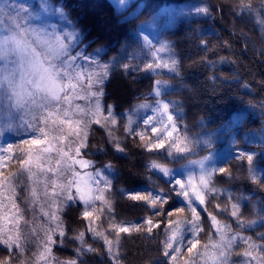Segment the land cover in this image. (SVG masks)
<instances>
[{"label": "trees", "instance_id": "trees-1", "mask_svg": "<svg viewBox=\"0 0 264 264\" xmlns=\"http://www.w3.org/2000/svg\"><path fill=\"white\" fill-rule=\"evenodd\" d=\"M51 1L65 10L69 21L79 31L78 47L95 54L100 63L108 65L102 85L103 106H113L118 120V127L113 133L120 137L125 149L123 153H118L106 131L97 125L91 126L85 155L95 162L93 168L109 163L113 167L112 188L106 197L113 203L114 215L105 212L101 220L95 222L96 225L107 230L109 238L115 239L111 230L107 229L109 220L114 218L118 222L142 224L143 218L151 216L152 212L145 203L128 199V194H155L160 190L168 193L175 185V179L187 180L190 174L181 169L190 158L213 151L218 153L213 168L227 167L231 171L230 177L215 173L213 184L231 194L240 204L245 218L264 220V31L261 30L264 26L259 23L264 19V13L256 15L260 12L261 0H252L255 10L252 13L238 7L240 0ZM196 6L207 9V12L197 11ZM149 25L159 31L168 57L177 62L178 74L162 68H145L146 64L157 62L154 56L157 44L149 46L144 40L143 30ZM113 53L116 55L109 63ZM125 63L128 68L119 67ZM156 80L168 82L162 97L170 103L175 102L170 108L178 125V135L188 138L189 152L169 155L165 150H158L149 153L140 147L138 139L129 138L124 132L128 117L132 121L135 119L134 110L143 102L154 100ZM141 129L153 135L142 120L133 121V130ZM13 140L14 145L20 141L17 137ZM210 143L213 147H208ZM93 145L98 147L93 148ZM98 148L102 151H97ZM242 153L254 154L251 173L260 177L261 183L252 181L249 165L238 159ZM152 160L168 166L172 175L167 177L152 169L149 166ZM4 171L5 174L17 171L16 161L13 160ZM14 183L30 181L21 176ZM17 192V203L24 209L25 219L32 221L26 227L22 224V232L27 234L33 226L46 224L47 217L41 215L39 204L34 207L26 205V190L17 187ZM226 192L222 191L218 199L206 193L208 211L219 213V209L213 206L217 202L221 205L228 202ZM169 195V204L164 206L165 209L172 211L175 207H185L187 202L178 198L176 192ZM196 203L199 204L198 201ZM97 207H100L99 202ZM187 214L185 208L184 215ZM201 215L204 230L194 252L204 251L202 245L209 242V237L214 241L219 239V233L209 227L207 214L202 212ZM61 218L68 231L63 247L58 243L52 246V255L57 263L75 258L73 249L79 245L70 238L85 230L78 205L65 208ZM217 218L230 224L233 230L238 228L235 218L227 214H218ZM258 233H264V225L246 234L255 237ZM39 235L43 237L42 232ZM190 238L189 234L186 239ZM85 239L87 244L98 250L99 255L86 254L82 264H115L106 255L107 249L102 241L94 239L90 233ZM29 240L25 258H31L33 253L38 252L37 241ZM164 240L162 229H154L151 234L144 231L132 232L131 235L122 233L118 249L120 264H172L169 258L162 255ZM240 250L236 248L237 252ZM6 255L8 253L0 247V258ZM190 255L182 249L177 264H185ZM193 259L195 264H204L199 256ZM233 259L239 264L241 258Z\"/></svg>", "mask_w": 264, "mask_h": 264}, {"label": "snow or ice", "instance_id": "snow-or-ice-1", "mask_svg": "<svg viewBox=\"0 0 264 264\" xmlns=\"http://www.w3.org/2000/svg\"><path fill=\"white\" fill-rule=\"evenodd\" d=\"M238 7L249 13L255 11L252 0H247V2L240 0ZM197 11L207 12V9H197ZM261 13H264V0H261L260 12H256V15ZM259 23L264 26V19H261ZM261 30L264 31V27ZM144 40L147 45L151 46V41L147 37H144ZM124 67L128 68L129 65H124ZM102 68V75L107 76V65H103ZM145 68L147 70L164 68L171 73L178 74L175 60L171 63L146 64ZM85 75L89 80L88 88H84L87 95L78 98L88 99L91 104L93 103L92 98H94L95 111L92 119L86 121L80 117V109L83 107L79 105H76L75 111L72 110L71 102L73 94L76 93L78 82L70 81L67 88L71 89L73 94L67 92L64 97L67 106L63 112H48L34 126L31 123L26 124L25 129L30 134L29 138L21 139L15 145L12 143H8L6 146L0 145V247L8 253L5 257L0 258V264H16V262L18 264H51V259H54L52 246L58 243L63 247L67 237L68 230L61 215L65 208L77 205L80 208V218L85 222V230L79 231L70 238L79 245L73 249L75 258L58 261V264H82L86 254L99 255L96 248L87 244L85 237L88 233L94 239L102 241L107 249L106 255H109L115 264H120L118 249L121 234L131 235L132 232L141 231L151 234L154 229L163 230L165 240L162 255L169 258L172 264H177L178 257L182 255V249H186L187 253L192 254L185 264H195L193 259L195 256H199L204 264H236L233 257L241 258L239 264H264V233H258L255 237L246 234L257 226L264 225V220L255 221L245 218L240 204L233 199L231 194L213 184V176L217 172L230 177L229 168L206 169L203 160L197 161L201 165V175L198 179L192 175H189L186 181L175 179V185L169 189L168 193L160 190L155 194L152 192H130L128 194V199L145 203L152 212L151 216L143 218L142 224L118 222L114 218L109 220L107 229L111 230L115 239L109 238L107 230H102L96 225L95 222L100 221L105 212L110 216L114 215L113 203L105 195L112 188V180L104 175L105 170H110L113 167L109 163L101 170L83 173L76 171L75 166L77 165L81 169H89L95 163L82 156V152L88 148L87 141L91 126L97 125L106 131V135L115 144V150L118 153H123L125 149L120 143V137L113 135L114 129L118 127L113 106L105 108L101 104L100 97L103 95L101 89L91 91L92 78L97 74L85 73L81 70L78 73L79 78ZM167 83V81L156 80L154 95L160 97L161 89ZM95 84L101 85L102 88L103 81L95 79ZM174 103L161 99L155 108L159 119L148 116L143 121L144 126L151 125L150 132L154 135H149L148 131L144 129L134 131L133 121L131 117H128L124 128L127 137L138 139L140 147L149 153L158 150H165L169 155L189 152L188 138L173 135L177 132L176 121L170 113V107ZM139 107L147 108L150 105L142 104ZM0 135H2V131H0ZM66 148L67 150H65ZM97 151L102 150L98 148ZM53 154L55 155L53 156ZM209 158L205 157L204 159ZM238 159L246 161L249 165V175L252 181L261 183V178L251 173L254 154L242 153ZM13 160L16 161L17 171L5 174L4 169ZM149 166L166 176L172 175V170L168 166L155 160L150 161ZM21 176H24L30 183H14V181H19ZM68 176L71 178L69 179ZM62 180L63 182H61ZM168 182L171 183V181ZM17 187L26 190L25 204L33 207L39 204L41 215L47 217L46 224L33 226L27 234L22 232V224L26 227L32 221L25 219L24 209L17 203ZM121 191L124 190L121 189ZM222 191L227 193L228 202L223 205L217 202L213 207L219 209V215L227 214L235 218V223L238 226L236 230H233L230 224L218 220V214L208 211L206 206L208 202L206 193L213 199H218ZM171 192H176L178 198L187 202L185 207H175L172 211L165 209L164 206L169 204V193ZM197 201L199 204L196 203ZM97 202L100 203V207H97ZM200 206L204 207L200 208ZM185 208L188 210L187 215H184ZM202 212L207 214L209 227L219 233V239L214 241L209 237V242L202 245L204 251L194 252L193 250L197 249V245L200 244L199 236L204 230ZM156 217H160V219H156ZM49 224L54 227H49ZM40 232L43 233L42 238H40ZM189 234L191 238L186 239ZM29 238L37 241L38 252L33 253L31 258H25V253L28 250L27 245L30 242ZM238 247L241 249L239 252L236 251ZM209 248L213 250L209 251Z\"/></svg>", "mask_w": 264, "mask_h": 264}, {"label": "clouds", "instance_id": "clouds-1", "mask_svg": "<svg viewBox=\"0 0 264 264\" xmlns=\"http://www.w3.org/2000/svg\"><path fill=\"white\" fill-rule=\"evenodd\" d=\"M78 59L71 32L42 22L28 5L0 0V120L5 127L11 131L29 123L34 126L48 112H63L68 83H79ZM124 65L128 64L119 67ZM97 79L104 82L105 76ZM94 111L93 102L79 114L87 121Z\"/></svg>", "mask_w": 264, "mask_h": 264}, {"label": "rangeland", "instance_id": "rangeland-1", "mask_svg": "<svg viewBox=\"0 0 264 264\" xmlns=\"http://www.w3.org/2000/svg\"><path fill=\"white\" fill-rule=\"evenodd\" d=\"M18 3L28 5L30 9L37 14L38 19L41 20L42 22L48 23V24H55L59 30L66 29L67 31L73 34L74 46L76 48V51L79 53V58H80L77 61V63L80 65V70L85 73H96L97 76L92 78L93 86L91 87V91H96L97 89H101V85L95 84V79H97L99 75H102V72H103L102 66L104 64L100 63L99 58L95 54L88 53L84 48L78 47V44L81 38L80 33L76 29V27L69 21L65 10L62 7L57 6L54 3H52L51 0H18ZM196 8L201 9L197 6ZM143 34L145 37H147L151 41V44H157V49L154 52V56L157 61L156 63H171V60L168 57V52L165 47V42L162 40V37L160 36L159 31L156 30V27L153 25H149L148 28H145L143 30ZM85 58H87V60H85ZM164 70H168V69H164ZM73 83H77V81L73 80ZM81 85H83L84 87L82 88ZM88 86H89V80H88L87 75H85L79 78V83L77 85L75 94H73L71 89H68L69 94H73V100L71 102V107L73 111L76 110V105H79L81 107H87L91 104L88 99L78 98V97H84L87 95L84 91V88H88ZM166 89H167V85L162 87L160 97L155 96L153 101L142 103V104H148L150 105V107L141 108L139 106L142 104H140L133 112L134 113L133 116L135 117L133 121L137 122V120L140 119L143 122L145 118L148 116H153L159 119V117L157 116V113L155 112V108L157 107L158 102L161 99H163L165 102H169L167 99H164L162 97V93ZM100 101H101V104L103 105L102 96L100 97ZM92 102H94V98H92ZM170 113L172 114L174 118V113L171 110V108H170ZM77 118H79V116H77ZM146 127L150 128L151 125H148ZM177 127L178 125L176 123V128ZM169 130L171 129L169 128ZM0 131H2V135H0V145H3V146H6L8 143L14 144V140H13L14 137L15 138L17 137L19 140H21V139L29 138V135H30L28 133V130L25 129V127H19L16 130H11V131L8 130L5 127V123L3 120H0ZM173 135L174 136L178 135V128H177V132H175ZM65 150H67V148ZM175 154L177 153H174L171 155H175ZM54 155L55 154H53V156ZM82 156L85 159H89L85 155L84 151L82 152ZM217 156H218V153L216 151H213L212 153H209V154L197 157V158L192 157L186 162V164L182 167L181 170L188 171L190 175L198 179V177L201 175V165L197 163V161L203 160L205 168L210 169L214 167ZM205 157H210V158L205 160L204 159ZM75 168H76V171H80L82 173L85 171H95V170L104 169V167L93 168V166L89 169H81L79 165L75 166ZM104 175L108 176V178L111 179V169L105 170ZM167 177H170V176H167ZM68 178L70 179L71 177L68 176ZM61 182H63V180ZM105 195H107V193H105ZM6 196H7V193L5 194V200H6ZM52 226L54 227V225ZM51 264H58V263L55 262V259H51Z\"/></svg>", "mask_w": 264, "mask_h": 264}]
</instances>
